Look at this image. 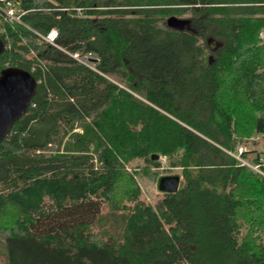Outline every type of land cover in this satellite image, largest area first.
I'll return each instance as SVG.
<instances>
[{
    "label": "trees",
    "instance_id": "1",
    "mask_svg": "<svg viewBox=\"0 0 264 264\" xmlns=\"http://www.w3.org/2000/svg\"><path fill=\"white\" fill-rule=\"evenodd\" d=\"M5 3L0 72L36 88L0 142L4 264H264V175L229 154L264 133V0ZM159 156L181 179L150 203Z\"/></svg>",
    "mask_w": 264,
    "mask_h": 264
},
{
    "label": "water",
    "instance_id": "2",
    "mask_svg": "<svg viewBox=\"0 0 264 264\" xmlns=\"http://www.w3.org/2000/svg\"><path fill=\"white\" fill-rule=\"evenodd\" d=\"M170 28L182 30L188 22L169 17L166 20ZM209 46L214 48V41ZM4 50L0 40V54ZM36 82L32 75L17 67H6L0 72V142L5 138L13 123L25 112L35 93ZM156 159V156H153ZM178 176H163L158 180L160 192L174 193L179 185Z\"/></svg>",
    "mask_w": 264,
    "mask_h": 264
},
{
    "label": "rangeland",
    "instance_id": "3",
    "mask_svg": "<svg viewBox=\"0 0 264 264\" xmlns=\"http://www.w3.org/2000/svg\"><path fill=\"white\" fill-rule=\"evenodd\" d=\"M13 13L15 14V16L19 14V11L16 7H13ZM259 36L260 39L264 41V29L261 30ZM213 45H214L213 47H216L217 44L214 42ZM238 147H241L245 151H250V155L253 156L256 153H260V151H261L260 154L264 155V133L263 134L254 133L245 141L239 143ZM158 158H159L160 166L155 170H157L158 172L159 179L163 176H178L181 179L179 169L166 170L168 169V166L166 164L167 163L166 158L162 156H159ZM133 163L135 166L136 165L139 167L143 166V162L141 160H137ZM135 179L137 180L139 187L141 189L142 198L146 202L153 203L155 199L161 196V192L158 190L157 187L158 182H150L146 176L140 173L136 174ZM5 246H6L5 241L0 240V264H4Z\"/></svg>",
    "mask_w": 264,
    "mask_h": 264
},
{
    "label": "built area",
    "instance_id": "4",
    "mask_svg": "<svg viewBox=\"0 0 264 264\" xmlns=\"http://www.w3.org/2000/svg\"><path fill=\"white\" fill-rule=\"evenodd\" d=\"M0 1H3V0H0ZM5 4H6L5 6H0V18H3L8 23H13V22L20 23L19 15L17 14L15 16V14L13 13V7L10 6L9 3H5ZM35 34L38 36L40 41L56 46L55 40L57 38V33L54 29L49 30L44 35L39 34L37 32H35ZM70 56L74 58L75 60H77L79 63L96 71V64L98 63V58L96 57V55L92 53H85V54L72 53ZM244 151H245L244 149H242L241 147H238L237 154L234 155L235 158L240 162L241 165H246L250 167L252 170H254L255 172L261 175H264V173L262 172L260 168V164L263 163L262 155L257 158V162L250 164L249 162L241 158V154Z\"/></svg>",
    "mask_w": 264,
    "mask_h": 264
},
{
    "label": "bare ground",
    "instance_id": "5",
    "mask_svg": "<svg viewBox=\"0 0 264 264\" xmlns=\"http://www.w3.org/2000/svg\"><path fill=\"white\" fill-rule=\"evenodd\" d=\"M71 55V54H70ZM229 154L232 156V157H234L235 158V156L234 155H236L237 154V149H236V151L235 152H233V153H231V152H229ZM241 158L242 159H244L242 156H241ZM236 159V158H235ZM245 160V159H244ZM236 161L240 164V162L236 159Z\"/></svg>",
    "mask_w": 264,
    "mask_h": 264
},
{
    "label": "crops",
    "instance_id": "6",
    "mask_svg": "<svg viewBox=\"0 0 264 264\" xmlns=\"http://www.w3.org/2000/svg\"><path fill=\"white\" fill-rule=\"evenodd\" d=\"M260 153H261V151H260Z\"/></svg>",
    "mask_w": 264,
    "mask_h": 264
}]
</instances>
